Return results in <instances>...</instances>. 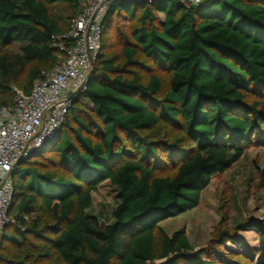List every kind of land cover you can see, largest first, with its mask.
Listing matches in <instances>:
<instances>
[{
    "label": "trees",
    "instance_id": "obj_1",
    "mask_svg": "<svg viewBox=\"0 0 264 264\" xmlns=\"http://www.w3.org/2000/svg\"><path fill=\"white\" fill-rule=\"evenodd\" d=\"M55 5L69 10L65 29L51 12ZM132 7L131 40L104 57L105 30L116 15L130 20ZM79 13L78 0H0V96H12L0 106L13 105L12 88L27 94L62 60L52 38L66 34ZM159 13L164 20L156 27ZM101 33L84 90L58 131L12 176V222L1 239L15 248L42 243V257L52 253L61 264H150L159 231L164 264H215L192 255L183 234L169 237L158 225L195 209L213 174L237 163L248 146L264 145V0H203L190 8L176 0L118 1ZM10 45L19 55L4 52ZM143 60L169 73L162 95ZM136 69L148 72L146 83ZM162 121L180 126L183 138L151 140ZM40 160L52 172L41 170ZM164 168L175 172L161 177ZM104 182L117 199L107 223L88 212ZM245 224L260 235L257 264H264V225L238 227ZM228 241L240 244L220 235L219 245ZM215 257L224 255L216 250Z\"/></svg>",
    "mask_w": 264,
    "mask_h": 264
},
{
    "label": "rangeland",
    "instance_id": "obj_2",
    "mask_svg": "<svg viewBox=\"0 0 264 264\" xmlns=\"http://www.w3.org/2000/svg\"><path fill=\"white\" fill-rule=\"evenodd\" d=\"M51 12L61 28L65 29L69 24L68 8L55 5L51 7ZM136 12H140V9ZM127 16L131 21L122 15L114 16L113 22L105 30L101 50L104 57L118 54L125 40H131V31L137 25L133 7ZM157 17L156 27H159L164 16L159 13ZM4 52L12 56L19 55V46L10 45L4 49ZM143 62L150 68L151 73L159 77L160 95H162L167 90L169 73L149 62L144 60ZM136 70L141 74L142 81L146 83L148 72ZM25 77L26 73L22 74L20 80H24ZM9 99L12 100V96H0V101ZM83 107L90 112L87 103L84 102ZM180 129V126L169 121H162L148 134L151 140L175 141L184 136ZM40 161L41 170L52 172L49 162ZM174 172V169L164 168L158 175L172 176ZM91 199L92 206L88 212L97 216L103 223L110 221L111 212L117 204L115 191L107 182H104L95 193L91 194ZM248 220L264 225V145L248 146L237 163L211 176L207 187L200 194L199 203L195 209L162 221L158 229L169 237L176 232L183 234L192 255L201 253V259L204 261L213 260L215 264H257L259 233L257 230H249V224H245L242 228L238 227ZM154 234L156 259L150 264H164L168 260L159 257L162 235L159 231H155ZM221 234H227L229 238L239 237L240 244L236 245L228 241L219 245ZM41 246L42 243L32 242L22 248H15L4 243L0 235V264H61L52 253L49 258L42 257ZM216 250L224 255L220 261L215 259ZM174 257V255L170 256L171 259ZM178 263L183 264L180 260Z\"/></svg>",
    "mask_w": 264,
    "mask_h": 264
},
{
    "label": "built area",
    "instance_id": "obj_3",
    "mask_svg": "<svg viewBox=\"0 0 264 264\" xmlns=\"http://www.w3.org/2000/svg\"><path fill=\"white\" fill-rule=\"evenodd\" d=\"M118 1L151 4L157 0H78L80 13L69 31L52 38V47L62 55L49 71L42 72L25 94L12 88V106H0V235L12 222L11 205L14 169L31 151L58 131L72 104L85 88L101 46L102 22L109 7ZM184 8L203 0H176Z\"/></svg>",
    "mask_w": 264,
    "mask_h": 264
},
{
    "label": "water",
    "instance_id": "obj_4",
    "mask_svg": "<svg viewBox=\"0 0 264 264\" xmlns=\"http://www.w3.org/2000/svg\"><path fill=\"white\" fill-rule=\"evenodd\" d=\"M87 81H88V78H87ZM87 81H86V83H87ZM14 172H15V169H14V171H13V174H14Z\"/></svg>",
    "mask_w": 264,
    "mask_h": 264
}]
</instances>
